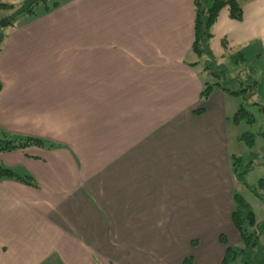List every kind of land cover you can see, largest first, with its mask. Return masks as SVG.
Returning a JSON list of instances; mask_svg holds the SVG:
<instances>
[{"label":"crops","instance_id":"obj_1","mask_svg":"<svg viewBox=\"0 0 264 264\" xmlns=\"http://www.w3.org/2000/svg\"><path fill=\"white\" fill-rule=\"evenodd\" d=\"M84 1L68 25L60 3L53 25L14 30L0 50V127L47 144L0 154L27 177L0 179V264H221L242 245L243 184L230 94L201 99L212 81L192 51L193 0ZM239 2L243 19L224 8L213 30L226 66L264 57V0Z\"/></svg>","mask_w":264,"mask_h":264},{"label":"trees","instance_id":"obj_2","mask_svg":"<svg viewBox=\"0 0 264 264\" xmlns=\"http://www.w3.org/2000/svg\"><path fill=\"white\" fill-rule=\"evenodd\" d=\"M193 4L195 8V18L192 51L199 58L196 65L202 64L203 71L215 78L214 83H206L201 93V99H208L215 89H220L233 96H246V101L251 99L257 89V82L254 80V64L250 65L251 67H249V73L247 75V81L252 80V84L247 83L243 76L232 78L230 76L229 66L220 64L211 48V41L214 38V26L218 21L221 11L224 8H228L230 18L241 21L243 19L242 4L239 0H193ZM59 5L60 0H22L18 6L0 2V9L14 11L10 20V24L13 25L18 17L36 16V10L40 6H44L45 9L48 10L50 8H56ZM223 47L227 55L229 46L226 40L223 41ZM229 56L232 58L231 62L233 65L247 62L242 52H237V54ZM2 89L3 84L0 82V91H2ZM247 103L248 106L257 105L250 103V100H248ZM232 122L235 125H239L242 122L253 124L254 118L247 108L243 106L236 112ZM256 138V134L245 132L241 134L238 139L244 143L246 147L253 149L252 147L256 144ZM32 146L44 147L47 146V144L45 141L38 138L10 136L0 127V154L18 149H26ZM261 152L264 154V145ZM255 161L259 163V160L252 156L247 162H244L241 157L233 156V172L240 184L246 185L257 197L264 201V195L259 193L260 190L264 189V178L260 179L258 184L253 186L248 185L246 181V176L250 172ZM2 178L27 181V177H21L16 172L0 166V179ZM234 201L236 207L232 213V222L240 234L242 245L240 247L228 246L221 264H236V261L239 259L242 264H264V222H256V217L251 206L239 193L235 194ZM220 239L222 243L228 244L225 236H220Z\"/></svg>","mask_w":264,"mask_h":264},{"label":"rangeland","instance_id":"obj_3","mask_svg":"<svg viewBox=\"0 0 264 264\" xmlns=\"http://www.w3.org/2000/svg\"><path fill=\"white\" fill-rule=\"evenodd\" d=\"M22 1V0H21ZM17 3H9V4H15L16 6H18L20 4V2ZM61 3V8H63L64 11L61 12V15H56V20H63V24L62 25H68V21L69 20H64L63 17H65L66 15L73 13L74 9L76 8L75 6H81L82 3H85L84 0H60ZM36 16L34 17H30V16H21L18 17L15 21V23L13 25L10 24V20L11 17L14 14V11L11 10H1L0 9V21H6L8 20V23L5 24V26H3L0 22V50L5 48V43H6V38L8 39V35L10 34V32L14 31V30H22V29H37V28H42L44 26H51L52 21L50 20L51 13H49V11H47L45 9L44 6H40L37 10H36ZM69 17V16H68ZM67 17V18H68ZM75 21V19H74ZM80 23V22H78ZM77 23V26H78ZM5 38V40H4ZM40 38V37H39ZM70 39L68 40V42H75L76 41V36H71L69 37ZM15 42H28V37L27 35L23 34L21 36H19V38H17ZM26 47V46H24ZM27 48V47H26ZM30 49V48H29ZM33 51L28 50L25 52V54H29L32 53ZM35 53V52H34ZM237 54V52H233L231 53V55H235ZM8 57L13 60H20V56L17 55V53H13L11 55H8ZM246 60L247 62L244 64H239V65H233L232 58L227 55L226 57V64L227 66H229L230 68V76L233 77H238V76H243L245 77V80L247 81V75L249 73V67H251V64H254L255 66V77L254 80L257 82V89L256 92L254 94V96L251 97L250 103H254L257 105H251L248 106V103L245 99L246 96H233V95H229L228 98V107H229V111H230V119L229 122V132H230V141H233L232 145H231V149H232V153H235L237 155V157H241L244 162H247L251 156L257 158L258 161H255V163L253 164L250 172L248 173V175L246 176V181L247 183H249L251 186L253 185H257L258 181L262 178H264V154L261 152L262 147L264 145V138H263V133H264V57L261 58H251V57H247L246 56ZM202 71H203V67L202 64H200ZM23 74V73H21ZM228 76V77H230ZM3 77L6 81H8L9 79V74L6 72H3ZM1 79V78H0ZM215 78H213L212 76H210V80L212 81L211 83H214ZM252 81V80H251ZM251 81H247V83L252 84ZM2 83V82H1ZM245 106L247 108V110L252 114L253 118H254V123L253 124H248L247 122H242L239 125H235L232 122V119L234 117V115L236 114V112L241 108ZM233 109L234 113H231V110ZM236 135H238V138L241 134L245 133V132H250V133H254L256 134L257 138H256V144L254 147H252L253 149H250L248 147H246V145L244 143H242L241 141H239L240 143V147H237V142H236V138H235V133ZM238 141V140H237ZM256 154V155H255ZM259 156H258V155ZM240 190H239V194L246 200V202L251 206L255 217H256V222L257 223H261L264 222V201L262 199H260L259 197H257L251 190L250 188H248L247 186L241 185L239 186ZM262 195H264V189L260 190V192ZM6 259H3V261L5 262ZM236 264H242L241 260H237Z\"/></svg>","mask_w":264,"mask_h":264},{"label":"water","instance_id":"obj_4","mask_svg":"<svg viewBox=\"0 0 264 264\" xmlns=\"http://www.w3.org/2000/svg\"><path fill=\"white\" fill-rule=\"evenodd\" d=\"M1 22V21H0ZM8 23V20H7V22L6 21H2L1 22V24L3 25V26H5V24H7ZM9 24V23H8Z\"/></svg>","mask_w":264,"mask_h":264}]
</instances>
